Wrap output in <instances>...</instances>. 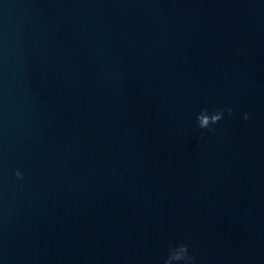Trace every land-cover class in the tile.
Returning <instances> with one entry per match:
<instances>
[{
  "label": "water",
  "instance_id": "95a60500",
  "mask_svg": "<svg viewBox=\"0 0 264 264\" xmlns=\"http://www.w3.org/2000/svg\"><path fill=\"white\" fill-rule=\"evenodd\" d=\"M179 243L264 264V0H0V264Z\"/></svg>",
  "mask_w": 264,
  "mask_h": 264
},
{
  "label": "clouds",
  "instance_id": "9594fccd",
  "mask_svg": "<svg viewBox=\"0 0 264 264\" xmlns=\"http://www.w3.org/2000/svg\"><path fill=\"white\" fill-rule=\"evenodd\" d=\"M228 115L232 114V109L229 107L226 109ZM225 109H219L214 113H209L207 109L202 110L197 115V122L200 128L208 129L209 131H214L211 125L218 123L224 116ZM249 114H244V119L247 120ZM17 176L21 173L17 172ZM195 257L189 254L188 245L185 243H179L175 246H170L167 258L164 260V264H193Z\"/></svg>",
  "mask_w": 264,
  "mask_h": 264
}]
</instances>
